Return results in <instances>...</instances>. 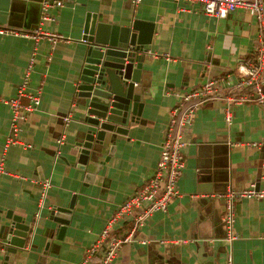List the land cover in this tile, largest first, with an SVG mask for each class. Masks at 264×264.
<instances>
[{"label":"crops","instance_id":"0c3cea01","mask_svg":"<svg viewBox=\"0 0 264 264\" xmlns=\"http://www.w3.org/2000/svg\"><path fill=\"white\" fill-rule=\"evenodd\" d=\"M43 1L0 0V28L61 36L52 43L44 33L36 39L0 33V227L14 216L28 224L39 213L25 249L5 261L0 247V264L80 263L107 219L153 175L171 110L207 80H218L222 89L235 83L237 64L251 55L264 28V0L261 21L242 9L224 18L209 16L200 4L184 0H141L136 7L131 0H63L50 9L54 20L41 22ZM87 13L103 21L140 20L141 34L151 36L135 85L143 102L140 114L127 135L115 136L114 151L98 173L97 161L112 146L111 133L85 170L74 163L75 142L86 129L75 80L85 53ZM31 57L25 93L40 101L14 132L4 100L17 95ZM230 113L227 123L221 101L196 111L184 135L180 195L143 220L136 237L147 242L124 244L111 264H226L228 253L233 264H264V198L234 202L236 238L229 241L224 203L210 197L254 182L264 188V103L244 102ZM61 137L65 141L58 144ZM87 173H94L90 181ZM42 180L50 188L40 205ZM71 197L70 222L60 237L51 208Z\"/></svg>","mask_w":264,"mask_h":264},{"label":"built area","instance_id":"2783aa9c","mask_svg":"<svg viewBox=\"0 0 264 264\" xmlns=\"http://www.w3.org/2000/svg\"><path fill=\"white\" fill-rule=\"evenodd\" d=\"M184 1L200 4L204 13L217 18H224L239 9L257 16L260 21L263 16V0ZM62 2L63 0H55L54 2L44 0L42 2L41 22L53 21L54 17L50 14V9L61 7ZM131 2L136 7L141 0H131ZM0 33L32 36L36 39L44 32L37 33L35 31L29 34L0 28ZM44 35L52 43L61 39V36L49 32H45ZM34 62V58L31 57L17 95L12 99L4 100L11 109V127L14 132L20 128V122L33 113L39 105L38 95L25 93V86L30 79ZM236 69L238 78L227 89H222L218 80H207L182 96L179 105L170 112L165 138L161 144L153 175L117 207L112 216L107 219L96 241L85 250L83 259L78 264H111L124 244L133 240L142 243L147 242L136 237L143 225V220L155 210H164L170 201L180 195L177 183L185 165L183 153L187 144L184 138L185 130L191 125L196 111L200 107L208 102L221 101L224 107L225 120L230 123L232 106L244 102L264 103V28L258 34L257 45L251 55L240 61ZM21 97L28 98V103L22 104ZM69 120V116L64 118L66 124ZM64 141V137H61L57 143L63 144ZM0 172H3L2 167H0ZM39 183H41V205L50 188V183L48 180H42ZM210 197L223 201L227 240L232 241L236 238L233 229L234 202L239 199L264 198V188L258 187L254 182L241 190L228 189L223 193L212 194ZM38 218L39 213L37 212L32 221L33 226L37 225ZM226 264H233L231 253L226 256Z\"/></svg>","mask_w":264,"mask_h":264},{"label":"water","instance_id":"95a60500","mask_svg":"<svg viewBox=\"0 0 264 264\" xmlns=\"http://www.w3.org/2000/svg\"><path fill=\"white\" fill-rule=\"evenodd\" d=\"M141 24L140 20L127 18L121 22L103 21L97 14H86L82 36L85 53L75 80V96L86 107L81 118L86 129L74 145L77 157L74 163L83 170L98 158L107 133H111L112 146L105 160L97 161L95 172L98 173L114 151V143L119 140L114 141L115 136L127 135L129 124L136 123L140 114L143 102L135 85L140 81L144 46L151 40L150 34H141ZM93 174L87 173L86 180L90 181ZM74 199L71 197L66 205L54 204L51 208L50 218L57 223L60 237L70 222ZM32 226L33 222L26 224L21 217L14 216L0 227V247L5 250V261L10 253L25 249Z\"/></svg>","mask_w":264,"mask_h":264}]
</instances>
